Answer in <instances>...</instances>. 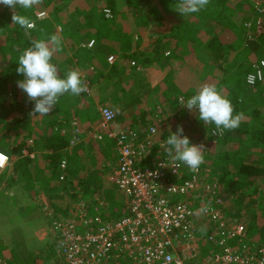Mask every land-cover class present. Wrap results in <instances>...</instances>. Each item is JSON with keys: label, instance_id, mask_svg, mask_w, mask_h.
<instances>
[{"label": "trees", "instance_id": "1", "mask_svg": "<svg viewBox=\"0 0 264 264\" xmlns=\"http://www.w3.org/2000/svg\"><path fill=\"white\" fill-rule=\"evenodd\" d=\"M59 1L61 0H43L39 6L46 9V7H51ZM170 1L173 0H156V3L153 1L151 4L148 0H126L127 9L133 13L131 15L124 11L123 16L125 19L132 16V19L131 21L127 19L128 24L121 25L116 22L118 13L113 12L115 1L105 0L106 7L113 12L111 19L108 20L105 17L103 9L93 8L90 10L89 21L91 24H95L96 20L102 18L108 21V25L98 28L91 27L88 33L83 35V37H87V34L91 35L89 40H94V48L88 54L76 52L70 60L65 62L66 66L59 67L56 65L55 55L52 63L57 68L59 67L61 78L65 77L69 70L80 71L82 79L86 80L91 91L94 87L99 90V83L102 79L107 78L106 80H109L113 92L104 100L109 104L113 102L116 107L118 106L116 104L121 105L122 112L135 104L136 99L141 95H144L145 98L154 99L155 103H152V106L142 108L134 114L132 119L126 120L125 116L117 115L118 118L119 116L122 118V122L118 124L121 128L116 131L110 128V132L102 134V140H97L104 143V150H100V153L103 152L106 160H111V164L115 165L114 169L117 167V147L115 139L108 136L109 133L117 135L121 130L140 133L138 128L145 126V132L140 133L143 138L148 127L154 125L158 131L149 140V153L138 163L140 168L146 169L161 155L167 154L166 140L173 129L169 126L170 119L167 118L168 120H166L163 118L164 115L162 116V112L166 111L165 108L171 110L185 109L181 103L195 95L204 84H214L218 90L225 89L226 97L230 99L234 108L233 114H239L241 122L236 129L225 130L224 135H219L230 146H225L219 155L213 157L212 162L204 159L206 162L200 166L209 170L207 166H210L209 163H211L214 171L209 170L210 176L213 177L211 175L213 173L217 174V181L222 189L227 190L229 197L243 208L249 204L254 205L255 200L259 201L257 204L264 205V195L261 194L264 189V80L253 87H249L245 83V76L250 72L252 63L257 60H264V35L257 36L254 30L256 25L255 10L248 0H210L205 9L192 13L188 19L177 23L172 20L168 12L169 6L173 4ZM5 8L13 13L9 7L0 5V10ZM240 8H243V11L238 12ZM17 11L27 16H33L34 13L33 8L26 11L17 8ZM63 12V6L54 9L51 13L52 19H54L55 14ZM202 23L207 26L209 31L204 40L199 39L195 31V28H199L198 25ZM143 25H151V31L157 35L154 41L149 42L146 46H140V42L133 41V34H139L144 27ZM49 27L52 28V25L50 24ZM217 30L231 31L235 35V40L231 43L222 42ZM39 34H37V30L26 31L14 24L12 19L8 24H0V119L12 118V121L7 122L9 124L7 127L11 129V132H15L17 126L25 125L26 118L34 114V101H30L24 95H18L20 89L17 82L23 80L24 77L22 74H18L16 69L19 56L31 46L33 39L41 38L43 33H41L42 35ZM67 35L65 34V36ZM96 35H99L101 39H94L93 37ZM49 36L50 33L42 38ZM71 36L76 37L77 34ZM240 49H244L250 55L252 54L253 60L249 56H242ZM166 52L167 62L178 60L187 64V67L190 66V63L197 62L203 67L208 65L209 68H212V72L206 73L204 68L199 74L183 69L182 74L177 75V71L172 68L164 74L157 71V75L154 76L151 84L152 90L141 94L139 87H143V84L146 86V80L143 78L144 70L148 69L149 71L150 68L158 66ZM110 55L115 58V61L107 68L104 61ZM60 56H62L61 53ZM132 62L135 64L134 66L131 65ZM137 65L138 68L135 67ZM8 90L11 92L7 93ZM90 94L91 92H82L79 96H89ZM79 96L65 94L60 97L59 102L50 112L55 118L48 119L42 131V141L47 148V154L44 158L53 166L52 173L48 177L50 181H53L52 178L58 180L59 161L63 157L65 149L69 147L73 129H78L79 135H81V125L78 118L82 116V113L73 112V109L68 108L76 104L80 99ZM182 98L184 100L180 101ZM11 105H13L12 110L9 107ZM100 107L106 106L103 104ZM90 110H86V115H90ZM93 116H96L94 109ZM95 124L93 121H89L90 126L94 127ZM6 129L4 128L0 132V150L6 152L10 157L17 156L14 173L19 177V180L25 182L26 187H30L34 185L31 182H37L40 176L36 171L37 169H30L34 162L28 156H24L22 151L27 150L31 153L32 149L29 142H25V140L19 145L12 142L8 145L10 136L5 132ZM63 129L67 130L62 135L60 131ZM208 131L215 132V125L209 124ZM31 135V131L28 130L27 136ZM160 144H163L164 147H160ZM112 152L114 155L110 159ZM108 170L111 172V168ZM92 185L84 177L78 176V178L73 179L68 177L54 190L68 194V197L73 198L74 201L84 202L86 207L90 209L94 202L103 204V202L94 200L96 188L94 187L95 191H92ZM120 195L108 191L104 196V205L107 207L103 214L108 220L121 218L127 213L125 199ZM51 198L50 196L49 203L53 201ZM50 205L60 213L67 210L65 207L61 208V206H55L53 203ZM252 210L254 209L252 208ZM247 228L249 236L255 239L253 235L257 233L261 225L258 224L257 219L253 218L247 224ZM2 252L3 249L0 245V260H3L5 264H12L11 260L2 259ZM111 264L134 263L120 257L114 259Z\"/></svg>", "mask_w": 264, "mask_h": 264}, {"label": "built area", "instance_id": "2", "mask_svg": "<svg viewBox=\"0 0 264 264\" xmlns=\"http://www.w3.org/2000/svg\"><path fill=\"white\" fill-rule=\"evenodd\" d=\"M255 11L260 17L257 25L261 20L264 23V8L258 6ZM46 16L47 12L41 8L35 11L37 20ZM81 44V49H91L94 40ZM106 60L111 65L115 58L110 55ZM259 62L253 63L245 76L249 87L262 81L255 75ZM84 92H90L89 88ZM99 113L100 122L90 126L86 133L101 140L103 133L110 132L117 113L108 107H100ZM156 131L151 125L143 138L129 130L108 134L117 147V167L110 179L124 197L127 213L108 220L99 211L90 214L86 204L79 203L77 220L67 216L51 220L62 264H111L120 257L134 264H264V246L247 238L245 224L240 220L227 222L222 186L208 170L200 166L191 171L183 164L176 167L177 162L168 154L161 155L146 169L138 166L148 155L149 140ZM213 133L212 137L219 138ZM80 136L74 128L69 146L78 144ZM0 154L7 157L0 162V169H4L10 158ZM22 154L31 157L27 150ZM67 169L68 162L63 156L58 165V182L65 181ZM235 239L237 245L229 246L228 242ZM205 243L215 244L221 253L209 252V257L200 259ZM0 264L5 262L0 260Z\"/></svg>", "mask_w": 264, "mask_h": 264}, {"label": "rangeland", "instance_id": "3", "mask_svg": "<svg viewBox=\"0 0 264 264\" xmlns=\"http://www.w3.org/2000/svg\"><path fill=\"white\" fill-rule=\"evenodd\" d=\"M114 1L116 4H114L115 6H113V10H114L113 12L118 13L116 22L121 25L128 24L127 19L131 21L132 16H128V18L125 19L123 16L124 11L129 12L131 15L133 12L127 9L126 0H114ZM148 1L151 4H153V1L154 3H156V0H148ZM248 1L253 6L254 10L258 6L264 8V0H248ZM170 2L173 4L169 6L168 12L170 13L171 18L174 22L180 23L189 18L190 14L182 16L180 15L179 12L175 10V6L178 0H173ZM64 3H68V4L65 5ZM60 6H63L64 12L55 14L54 19H52L51 13L53 12L54 9L59 8ZM91 6L92 7L94 6V8H97L98 10L103 9V12L105 10L104 12L105 17L108 18V20L111 19L113 12L106 7L105 0H64V1L61 0L59 1V3L53 4L51 7L48 8L46 7V9L41 8L39 6L38 8H41L47 12V16L44 18L47 19V21L36 24V27H38L37 34L43 33L45 35L50 33V31L53 29V31L56 34L61 35V37H64L65 34L68 35L77 34V36L82 37V39L80 40L90 41L91 40V39L89 40V37H91L90 34H87V37L85 38L83 37V35L86 34V32L88 33L91 27L98 28L108 25V21H105L102 18L96 20L95 24L94 23L91 24V21H89L90 20L89 14L91 12L89 11V9L92 8ZM35 11L33 13V16L35 15ZM241 11H243V8H240L238 12ZM10 12L11 11L6 8L4 10H0V24L10 23L13 15V13ZM33 16H29V17L35 20V22L41 21V20H37L36 17ZM236 16L238 15L236 14ZM255 16L256 17L254 18L256 25L254 30L256 31V35L257 36L264 35V23L261 20L260 25H257V20L260 17H257L258 15L256 11H255ZM50 24L52 25V29L49 27ZM143 26L144 27L142 28L139 34L137 33L133 34V41L140 42V46H146L149 43V41L151 42L154 41V39L157 36L153 31H151V27H152L151 25H147V26L143 25ZM198 26L199 28H195L197 36L199 39L202 38L204 40L209 32L208 28L203 23L199 24ZM217 34L221 39V41L224 43H231L235 40V35L231 31L217 30ZM44 35H42L41 38L39 39H47V38H42ZM93 38L96 40L101 39L99 35H96ZM83 41L77 43L78 48H80V46L82 45L81 43H85ZM81 51L83 53L86 52L87 54L89 52L87 49H82ZM240 54L242 56H249V58L253 60V55L248 54L244 49H240ZM106 59L107 58H105L104 62L108 68L109 66L106 63L107 62ZM166 60H167V52L164 53V56L161 59V63H159L158 66L150 68L149 71L148 69L144 70L145 73L143 74L144 76L143 78L146 80L147 87L145 86V84H143V87H139L140 89L139 92L141 94L148 90H152L151 84L153 82L154 76L157 75V71L164 74L165 72H167L169 69L172 68L177 71V75H181L183 69L188 70L189 72L194 71L195 73L199 74L204 68V72L206 73L212 72V68H209L208 65L203 67L197 62L190 63V66L187 67L186 66L187 64L179 62L178 60H171L169 62H167ZM256 62L259 61L257 60ZM135 67L138 68V65ZM67 70L69 69L67 68ZM106 79L107 78H104L100 82L103 83L104 85L103 91L101 90L98 91L97 89H95V87L92 90L93 94H95V92L98 91L99 94L98 96H101L99 99L95 98V95L92 96L93 98H90L91 100H94L95 105H97V109L100 106H102L101 104H104V106L115 111L117 115H122V117L125 116L126 120H128L129 118L132 119L134 114L136 112H139L142 108L143 109L146 107L148 108L152 106V103H155L153 98H149V97L145 98L144 95L143 96L141 95L138 99H136L135 104L126 108V110L122 112L123 109H120L121 105L116 104L118 105L116 107L115 104H113V102H110L109 104L104 100L105 97L109 96L113 92V88L111 87L109 80ZM219 91H221V93L226 97L227 92L225 89L222 88ZM9 92H11V90L7 91V93ZM19 93L20 94L18 95L20 96L24 95L27 97L26 93L22 92V90H19ZM9 107L11 110L13 109V105ZM165 109H166L165 111L166 114L165 112H162V116L164 115L163 118H165L166 120H168L167 118L170 119L169 126L171 129H173L172 132L176 131L177 126H182L183 134L189 138L191 144L204 145L205 149L203 150V154H204V159H207V161L211 160L212 162L213 157L219 155L220 152L224 150L225 146L227 147L230 146L229 143L226 142V140L220 137L219 138L212 137V132L208 131L209 124L205 125V123L198 118V114L195 112V110L190 111L186 109V107L183 110L182 109L171 110L168 108ZM94 117H95L94 122H96V116ZM50 118L54 119L55 116L50 113L48 115H40L38 113L31 114L29 117L26 118L25 125L17 126L15 132H11V129L7 127V125H9L7 122L9 120L12 121V118L0 119V132L4 128H7L5 132H7L8 135L10 136L8 145H10L11 142L13 144L15 143L19 145L22 142H24V140L25 142L28 141L29 146L32 149L30 158L34 163L38 165L36 167V165L33 164L30 167V169L34 170L36 167L37 169L40 170V172H38L40 179L37 182L32 181L31 184L33 183L34 185L30 187H26L25 182L19 180V177L14 173V166L17 160L16 155H13L11 157V159L9 160V164L4 169H0V245L2 246L3 249L2 259H4L5 261L11 260L12 264H62V260L59 256V253L57 252V240L51 227V220L53 219L63 220L64 217L66 216L77 220L78 219L77 216L79 214L78 204L84 203L80 201H74L73 198L68 197V194H64V193L62 194L61 192L54 190L55 187L59 186V183L55 182L57 178L56 179L52 178L53 181L48 180V177L52 173L53 166L48 163L49 161H47L46 158H44L47 154L46 153L47 148L44 146L42 141V135H43L42 131L45 128L46 121ZM117 119L118 116L116 120L110 125V128L114 126L113 130L115 129L116 123L120 124L122 122V121L117 122L118 121ZM118 127H120V125L116 126V129ZM28 130L31 131L32 133L31 136H27ZM64 130L66 131L67 129ZM144 130H145V126H140L138 128V131H140L141 134L145 132ZM60 134H62L61 131ZM82 136L85 137L84 141L82 138V140H80L81 141L80 143L74 144L66 148L65 151L63 152V156L66 157L68 164H70V179L78 178V176L84 177L85 180L87 179L88 183L90 182L93 184L91 186L92 188L91 190L95 191L96 188L94 200H96L97 202H103V204L101 203L98 204L93 201L94 203L92 204V208L88 209V207H86L89 213L93 214L99 211L101 214H103L105 208L107 207V205H104L105 204L104 196L106 192L112 191L118 193L119 195L121 194L117 191L115 184L110 179L112 176V171L114 169L113 166L115 165L111 164V160H106L104 158L103 152L100 153V150H104V146H103L104 143L97 141L99 139H95L93 137H89V139H87L88 137H86L85 135ZM70 140H72V136ZM0 152L4 153V151L1 150ZM113 155L114 154L112 152L110 159H112ZM8 157L10 158V156ZM205 162L206 160L203 163ZM209 164L210 166L209 165L207 166L209 170L214 171L212 164L211 163ZM109 168H111V172L110 170H108ZM209 170L208 172L210 174ZM211 175L214 178L218 179L217 174L213 173ZM56 184L57 186H55ZM261 194L264 195V189L261 191ZM50 196L52 197L51 199L53 200L50 203L55 204V206L57 205L61 206V208L65 207L67 209L66 212L63 213L62 212L60 213L59 211L57 212V210L53 208L49 203ZM221 196L224 203L223 214L227 222L233 223L236 220L242 221L245 224L246 231H248L246 234L247 238L248 239L250 238L249 240L251 241L256 240L255 242H257L259 245L264 246V205L257 204V202L259 201L255 200L254 205L249 204L246 206V208H243L229 197L228 191L225 189H223ZM252 208L254 210H252ZM253 218L257 219L258 224L261 225V228L257 231V233L253 235L255 239H252L249 236V230L247 228V224H249V222H251ZM237 243L238 240L235 239V241L228 242V245L235 246V244L237 245ZM221 251H222L221 248H218L217 246H215V244L205 243L201 246V253L199 254V258L202 259L203 257H209L208 255L209 252H212L213 254H220Z\"/></svg>", "mask_w": 264, "mask_h": 264}, {"label": "clouds", "instance_id": "4", "mask_svg": "<svg viewBox=\"0 0 264 264\" xmlns=\"http://www.w3.org/2000/svg\"><path fill=\"white\" fill-rule=\"evenodd\" d=\"M43 0H0L13 10L12 22L26 31L36 28L35 20L18 12L39 6ZM210 0H178L175 10L185 16L205 9ZM63 38L58 34H51L47 39H33L31 46L26 48L18 58L16 72L24 79L17 82V86L26 93L30 101H34L33 113L48 115L65 94L78 96L87 90V83L82 79L78 70H69L61 78L57 66L52 63L56 53L61 51ZM256 77L264 80V60L259 62ZM188 110L198 114V118L205 123L214 124L216 131L213 135H224L225 130L231 131L239 127L241 117L233 114V105L214 84H204L195 95L181 103ZM166 140L167 154L176 163L187 166L191 171H197L204 162V145L191 144L189 138L183 134V127L177 126L175 132H170ZM0 154V162L6 160Z\"/></svg>", "mask_w": 264, "mask_h": 264}, {"label": "crops", "instance_id": "5", "mask_svg": "<svg viewBox=\"0 0 264 264\" xmlns=\"http://www.w3.org/2000/svg\"><path fill=\"white\" fill-rule=\"evenodd\" d=\"M38 7L39 6H37V7H34L33 8V10L35 11V10H37L38 9ZM92 7V6H91ZM92 8H94V6L92 7ZM92 8H90L89 9V11L90 10H92ZM83 11H86V10H83ZM83 11H81V12H83ZM88 11V10H87ZM47 21V19H43V20H41V21H36V24H38V23H43V22H46ZM39 26V25H38ZM54 28H55V26H54ZM52 29V28H51ZM33 30H37L38 31V27H36L35 29H33ZM51 32H52V34H56L54 31H53V29L50 31V35H51ZM44 35V34H43ZM44 36H46V34L44 35ZM61 36V35H60ZM63 38V40H62V45H61V51L60 52H58V53H56L55 54V56H56V58H55V64L56 65H58L59 67L60 66H66V64H65V62L66 61H68V60H70V58H72L73 57V55L74 54H76V52H82L81 50V48H78L77 47V43L78 42H80V41H83V40H80V39H82V37L81 36H77V37H72L71 35H67V36H64V37H62ZM85 38V37H84ZM88 41V40H87ZM86 40L85 41H83V42H87ZM150 43H151V41H149ZM149 44V43H148ZM94 48V47H93ZM92 49V48H91ZM91 49H87L88 51H90ZM61 53V55L62 56H60L59 57V54ZM85 54H86V52H85ZM107 65L108 66H110L108 63H107ZM74 66H77L76 64H74ZM58 67V68H59ZM107 69V68H106ZM99 85H100V89L99 90H101V91H103V88H104V85H103V83H99ZM92 90H93V88H92ZM98 90V89H97ZM98 90V91H99ZM98 91L97 92H95V94H93L92 93V91H91V94L89 95V96H79L80 97V99L76 102V104H75V102H74V104L75 105H73V106H70V107H68V108H70V109H73V112H81L82 113V116L80 117V118H78V120H79V123H80V125H81V136H80V138H81V140H82V138H83V141H84V138L85 137H83L82 135H85L86 137H88L87 139H89V136L87 135V129H88V127L90 126L89 125V121H95V117L93 116V109H95V111H94V113H96V122H94V123H96L95 125H97L99 122H100V116H99V113H98V109H97V105H95V102H94V100H91L90 98H93L92 96H94L95 95V98H97V99H99L101 96H98L99 94H98ZM86 100V101H85ZM101 105H103V104H101ZM96 107V108H95ZM87 109H91L90 110V115H86L87 114V112H86V110ZM97 109V110H96ZM178 110H181V109H178ZM183 110V109H182ZM72 112V113H73ZM122 118H121V116H119V118L117 119L118 121L117 122H120V121H122L121 120ZM76 122V121H75ZM116 126H118V123H116L115 124V131L118 129V128H120V127H118L117 129H116ZM114 127V126H113ZM113 127H111V129L113 130ZM119 130V129H118ZM145 131V130H144ZM81 142V141H80ZM79 142V143H80ZM4 153H6V152H4ZM32 153V152H31ZM47 153V152H46ZM8 155V154H7ZM69 155V154H68ZM9 156V155H8ZM10 159H11V157H10ZM35 165H36V167L38 166L36 163H34ZM35 167V169H37ZM114 167V166H113ZM36 171H38V172H40V170L39 169H37ZM47 175V174H46ZM68 177H70V164H68V169H67V175H66V179L68 178ZM55 182H57V183H59V184H62L61 182H58V180H56ZM55 186H57V184L55 185ZM256 241V240H255ZM254 241V243H257V242H255ZM258 244V243H257Z\"/></svg>", "mask_w": 264, "mask_h": 264}]
</instances>
